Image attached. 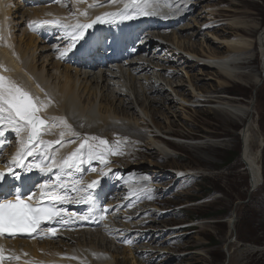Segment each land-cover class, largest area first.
Here are the masks:
<instances>
[{
	"label": "rangeland",
	"instance_id": "rangeland-1",
	"mask_svg": "<svg viewBox=\"0 0 264 264\" xmlns=\"http://www.w3.org/2000/svg\"><path fill=\"white\" fill-rule=\"evenodd\" d=\"M160 1V11L177 10L176 0ZM179 4L182 11L191 12L175 29H166L167 38L159 36L164 45L156 43L160 47L149 50L150 58L160 57L154 65L150 63L152 70L136 74L148 87L161 83L167 103L163 105L160 94L154 92L148 98L157 103L149 107L142 94L145 103L137 105L132 95L125 100L134 107L116 113L122 121L115 122L133 126L143 138L133 142L136 136L119 133L121 129L81 134L107 139L109 147L120 149L110 165L127 171L113 192L122 196L128 213L114 228L117 249L104 254L112 264H264V69L260 50L264 0H180ZM15 35L23 47L25 36ZM233 43L244 45L248 55L233 53L228 47ZM166 47L169 52H163ZM158 48H162L159 54ZM226 55L232 57L228 59L231 63L252 64L230 66L227 76L219 67ZM53 67L44 73L45 80L52 75L63 81L62 70ZM159 74L165 76L159 78ZM91 91L99 92V88L94 86ZM108 93L109 100L113 95ZM215 111L227 113L238 125H223L209 115ZM244 137L251 165L243 156ZM152 140L160 149L151 146ZM115 141L120 142L117 149ZM135 144L140 148L133 152L138 159L129 161L126 145L136 150ZM251 167L258 172L255 187ZM125 247L132 255L124 254Z\"/></svg>",
	"mask_w": 264,
	"mask_h": 264
},
{
	"label": "bare ground",
	"instance_id": "bare-ground-1",
	"mask_svg": "<svg viewBox=\"0 0 264 264\" xmlns=\"http://www.w3.org/2000/svg\"><path fill=\"white\" fill-rule=\"evenodd\" d=\"M66 1L67 0H59V2H57L58 8L54 10L62 15L66 14V8H67ZM71 1L74 8H78L81 5L76 3L75 0H71ZM147 2L149 5L147 7L148 9L154 8L153 12L160 11V9L156 8L157 0H147ZM89 3L96 5V7L94 9H89L88 7H86L85 12H91L94 15L95 19L97 16H100L99 12L97 11V8L101 7V5L102 6L105 5L103 9L112 8L114 10H119L120 8L126 7V5H128L127 0H116L115 3H110L109 0H89ZM13 9L15 10V12L12 14L11 11ZM191 10L192 9H189L187 12H185L186 16L187 13L191 12ZM47 14L48 12L47 9L45 8L28 9L18 0H0V75L9 78L19 86L28 90L34 97H38L35 96L34 93L41 95L43 99L39 98L40 101L47 103L48 107L46 110L42 111L40 115L41 117L45 118L49 124H52V122H54L51 118H63L64 120L67 121L69 125H71L72 129L79 134L78 137L71 135L62 125L51 128L46 127L45 128L46 134L44 137H42L45 141H58V140L61 141L60 144H54L53 149H49V152L51 154H56L55 150L59 149V153L56 154V159L60 160L61 158H64L63 153L65 155L70 154L79 147V144L82 141L81 139L86 138L83 135H81L84 132L87 133L88 135H91L93 133H104L108 130L113 131L116 129H121L119 133H130L136 136V140L133 142L140 141V138H143L142 137L143 134L141 132L136 131L135 130L136 128H134L133 126L127 125L125 124V122L124 123L121 122L122 120L120 119V117H117L119 114L116 113L126 112L127 108L134 107L133 103H129L128 101L125 100L127 97L132 99V95L136 100L137 105H141L142 103H145L144 100L141 99L140 97L142 96V94H144L143 97H146L145 101L149 100L150 102L149 107H151V105H153L156 102V99L154 98L149 99L148 95H151L154 92L160 94L161 101L162 100L164 101L163 105L167 103L168 100L167 99L164 100L165 97L163 96L164 92L162 91L163 88L161 83L156 81L152 83L151 87H148L147 84L143 83L144 81L142 79L137 78L136 76V74H140V73H145V74L149 73V69L152 70L151 64H144L145 60L140 59L130 62L129 66H126V69L120 68V70L114 72L100 70L98 73H92V71L88 72L81 70L82 71L81 73V71L78 69L76 70L72 69L68 67L70 63H74L78 67L80 65V67L82 68L83 66L85 67L86 65H84V61L79 64V59L75 55H73L72 52L65 57H60V54H55L54 47H50L48 45V43L54 41V39L41 38L42 40H38L37 37H35L34 35H30L26 32L27 23L41 20L43 17H46ZM182 18L183 16L181 15L173 20H169V23L174 24L173 28L175 29L176 23L180 22ZM160 21H162V19ZM180 30L183 29L181 28ZM15 32H19L22 36H25L26 41H23V47L22 44L17 43V36L15 35ZM38 32L39 34L44 33L45 27L41 26ZM249 33L253 34L255 33V31H249ZM168 36L169 35H164L162 37L167 38ZM237 43H233V45L228 46L229 48H232L230 50H233V53L234 51L235 52L240 51L242 55L245 54L248 55L245 48H243L244 45L240 47L241 44H237ZM155 44L156 43H151L149 45V48L145 50V52L148 53L149 50H152L155 47L156 48L160 47ZM236 45H240V46H236ZM169 48L170 47H166L162 50L163 52L165 50L166 52H169L168 51ZM260 50L262 54V60H261L262 67L264 69L263 42L262 45L260 46ZM157 54H155V56ZM172 57L174 59L175 55H173ZM223 57L225 59H222ZM223 57L221 58L223 61L221 65H219V67L220 66L223 67L224 70L220 68V71L223 70L227 76H229L227 69L230 66L249 67L252 64L250 63L251 61L238 62L235 60L231 63L228 61V59H231L232 57H228L227 55ZM158 58L160 59V57ZM158 58L152 56L150 60H148V63H152V65H154V62L159 61ZM41 59L44 64L41 63L39 65L38 62ZM170 59L172 58H168L169 62ZM44 60L46 61V64H48L47 67L45 65ZM56 60L59 61L62 65L58 63ZM141 62L143 64H141ZM169 62L166 61V63ZM51 65L54 66L53 67L54 69L62 70L63 81L61 80L57 81V78L53 79L52 75L48 76V79L45 80L44 73L49 74V70H50L49 66ZM216 66H218V64ZM166 73H168L167 75L171 74V72H166ZM223 74L224 73H222L221 75ZM93 75L96 76L94 77ZM164 76L165 75L163 74H159V78L161 77L163 78ZM113 79H116L117 81ZM147 80H151V78L147 77ZM132 81L134 86L130 85ZM116 83L122 84V88L121 89L115 88L114 86L116 85ZM127 83L129 84V86L127 85ZM94 86H97L99 88V92L91 91L92 88H94ZM235 86L244 90V88L240 87V85L235 84ZM140 87H142L143 90H141ZM132 90L134 92H131ZM105 92L106 93L110 92L113 95L112 98L113 97L114 98L113 99L110 98L108 100L107 97L105 96ZM245 92L247 93V91ZM99 96L100 98L98 101ZM109 106H111L110 107L111 111L108 109ZM112 110L115 113H113ZM225 114L227 113H224L223 111H215L214 113L209 115L213 116L215 120L222 122L223 125H226L227 127L230 128L236 127L238 124L234 122V120H232L231 117L229 118ZM118 120L121 121L115 122ZM97 122L99 123V126H96ZM55 123L59 125V121H55ZM62 131H65L66 134L61 140L60 133ZM98 131H102V132H98ZM3 132L4 134L6 133L4 130ZM2 140L4 142V139ZM71 140H76V142L65 143ZM244 142L245 144H244L243 156L245 158L247 156V162H249V164L251 165L252 162L248 154L250 147L245 137H244ZM17 144H18L17 147H19V141H17ZM61 144H63L64 146L61 147ZM123 144L125 145L126 143L123 142ZM151 144H152L151 146H155L156 149L157 148L160 149V147L158 146L159 144L156 141L152 140ZM114 146L115 149H117L116 141L114 142ZM126 149L128 150L127 153L128 157L126 158L127 159L129 158V161L131 160L135 161V159H138V157H136V154H133V152L140 149L138 145L136 147V150L133 149L131 145L130 146L126 145ZM15 153L16 152H14V155ZM6 155H8L7 152L3 153L2 157ZM57 157H59V159ZM107 157L108 155H106V158ZM32 160L33 157H27L25 163ZM94 164L95 163L93 161L92 163L93 167H95ZM129 164L132 165L133 162H130ZM86 166L89 167V165ZM84 169H85V164L81 165L80 173H82ZM110 169L117 170L114 167H110ZM15 171L19 172L22 170L16 168ZM56 171L57 170L54 169V172ZM36 172L39 173L38 171ZM250 172H251V183L252 186H254L257 184L258 181V172L255 169H253V167L250 168ZM133 174L138 175L139 173L137 171H134ZM26 175H30V174H26ZM24 176L21 177L20 181H18L23 188L22 192L29 194L30 191H36L37 189L34 190L33 187L34 186L33 177H31V180H25ZM105 189H107V185L103 182L100 183V186L99 188H97L96 191L103 192L105 191ZM70 195H76V194L70 193ZM69 203L70 202H66L61 206L65 208L66 211L69 213H71L70 211L74 212L77 209L76 204L69 205ZM84 208L85 206L82 207V209ZM86 209H88V206L86 207ZM95 216L96 214L94 213V215L89 218V220L92 221L93 223H96V219H94ZM64 219L67 220V222L72 221L74 224L78 225L77 226L78 232L75 231L77 232L76 234H74L75 236L69 233L67 234L59 233V234H55L49 240L41 239L39 241L40 243H26V242L16 241L11 243L14 250H16L17 253H21L20 250H23L29 255L30 258L37 259L41 264H88L91 261L92 264H112L107 261V257H105L106 255L104 254L112 250V248L115 250L118 247L116 243L114 244V239L112 237H110L109 235L100 234L101 231H97V232L86 231V229L91 227L90 225L86 224L87 222L86 220H78V219L70 220L69 217H66ZM52 223L58 226L64 224L63 222L61 223L52 222ZM59 236H61L62 238L60 240H56L55 237H59ZM75 241L77 242V244L75 243ZM137 251L138 250H136V252ZM127 252H129L132 255L133 251L131 249L124 250V254Z\"/></svg>",
	"mask_w": 264,
	"mask_h": 264
},
{
	"label": "snow or ice",
	"instance_id": "snow-or-ice-1",
	"mask_svg": "<svg viewBox=\"0 0 264 264\" xmlns=\"http://www.w3.org/2000/svg\"><path fill=\"white\" fill-rule=\"evenodd\" d=\"M59 2V0H57ZM115 3L116 0H109ZM102 6V5H101ZM147 0H128V5L119 13H105L103 16H97L90 23L77 22L75 25H68L60 21H35L33 25L37 26H57L61 29L69 30L70 39L66 46L60 49V57H65L77 48L82 47L80 43L85 39L87 30L92 29L94 25L99 23L113 22L108 17L119 16L121 19H130L132 14L150 15L146 9L148 7ZM87 15L86 12L82 13ZM47 103L40 101L39 97H34L28 90L16 84L9 78L0 75V122H6L11 125L16 136L20 138L19 147L15 155L8 162V172L0 171V189L4 188L6 176L12 181H20L22 174H30L34 170L40 174L53 173L55 179H46L34 185L36 191H30L27 196L21 194L20 189L13 184L7 195L0 193V236L8 234L15 237L17 234H28L31 236L40 231L45 221L52 223H67L64 219L66 209L58 207L66 202L82 203L88 206L87 212L82 215H76L78 220H87L95 213L96 217L103 221L106 219L105 213L110 210L103 205L101 194L96 191L100 186V180H94L85 184L82 177L72 178V173H80L81 165H89L87 171L96 172L97 168L92 166L93 161H99L108 171L101 170L102 176H107L111 171L110 161L106 159V155L120 154L119 150H113L109 147L107 139L91 136L83 138L79 147L60 160L56 159V154H51L49 149L54 144H60L61 141H45L42 138V129L56 126H63L67 132L73 136H79L71 125L63 118H51L54 123L49 124L40 113L46 110ZM59 121V125L55 123ZM65 131L60 133L61 140L65 136ZM4 136V132L0 130V138ZM76 140L67 141L65 143H75ZM120 142L117 141V144ZM3 140L0 139V151L3 148ZM64 145L61 144V147ZM27 157H33L32 161L25 163ZM16 168L22 171H15ZM56 169V172H53ZM71 170V171H69ZM115 175V173H113ZM25 180H31L30 175L24 176ZM62 190V191H61ZM75 193V196L70 195ZM37 196V200L33 203V197ZM11 197V198H9ZM49 201L48 204L41 203ZM59 218V219H57ZM47 232L55 233L56 229L48 227ZM131 244V240H127ZM3 250L0 249V259H3Z\"/></svg>",
	"mask_w": 264,
	"mask_h": 264
}]
</instances>
